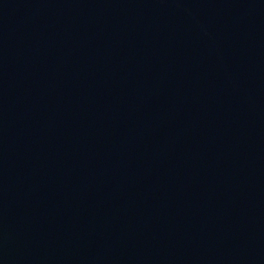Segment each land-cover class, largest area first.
Wrapping results in <instances>:
<instances>
[{
	"label": "water",
	"instance_id": "95a60500",
	"mask_svg": "<svg viewBox=\"0 0 264 264\" xmlns=\"http://www.w3.org/2000/svg\"><path fill=\"white\" fill-rule=\"evenodd\" d=\"M116 264H264V140Z\"/></svg>",
	"mask_w": 264,
	"mask_h": 264
}]
</instances>
